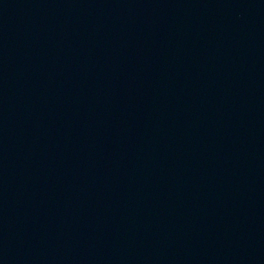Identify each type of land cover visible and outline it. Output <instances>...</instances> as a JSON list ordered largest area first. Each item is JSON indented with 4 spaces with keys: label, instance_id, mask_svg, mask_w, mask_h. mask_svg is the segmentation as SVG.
Segmentation results:
<instances>
[{
    "label": "water",
    "instance_id": "obj_1",
    "mask_svg": "<svg viewBox=\"0 0 264 264\" xmlns=\"http://www.w3.org/2000/svg\"><path fill=\"white\" fill-rule=\"evenodd\" d=\"M0 264H264V0H0Z\"/></svg>",
    "mask_w": 264,
    "mask_h": 264
}]
</instances>
